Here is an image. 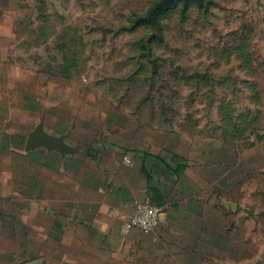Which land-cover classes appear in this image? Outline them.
Wrapping results in <instances>:
<instances>
[{
	"label": "rangeland",
	"instance_id": "obj_1",
	"mask_svg": "<svg viewBox=\"0 0 264 264\" xmlns=\"http://www.w3.org/2000/svg\"><path fill=\"white\" fill-rule=\"evenodd\" d=\"M12 7L0 23V193L21 188L13 174L28 169L27 135L43 113L68 112L70 123H49L95 129L99 138H128L108 124L145 127L136 132L143 138L170 131L226 164L221 193L237 240L227 255L236 260L219 264H264V0ZM37 67L51 73L48 83L33 78ZM30 94L39 108L23 98ZM4 247L13 241L0 238Z\"/></svg>",
	"mask_w": 264,
	"mask_h": 264
},
{
	"label": "crops",
	"instance_id": "obj_2",
	"mask_svg": "<svg viewBox=\"0 0 264 264\" xmlns=\"http://www.w3.org/2000/svg\"><path fill=\"white\" fill-rule=\"evenodd\" d=\"M14 1L0 0V23L11 14ZM51 76L45 67L33 70V78L43 79V84ZM23 98L40 107L35 96ZM48 117L71 122L65 111L43 113L29 133L42 124L45 132L64 137L73 151L24 148L28 169L13 174L21 188L13 195L0 193V238L14 244L0 250V264L236 260L227 255L237 240L228 230L230 211L221 193L226 164L211 157L210 149L188 147L186 137L178 139L170 131L149 129V137L143 138L136 132H145V127L136 131L128 125L105 126L126 132L128 138H99L95 129L72 130V123L54 128ZM124 155L133 159V165L124 161ZM142 201L162 207L157 226L150 233L125 230V221Z\"/></svg>",
	"mask_w": 264,
	"mask_h": 264
},
{
	"label": "built area",
	"instance_id": "obj_3",
	"mask_svg": "<svg viewBox=\"0 0 264 264\" xmlns=\"http://www.w3.org/2000/svg\"><path fill=\"white\" fill-rule=\"evenodd\" d=\"M124 161L133 165V159L124 155ZM163 209L150 201L137 202L133 213L124 223V229L130 230L133 228L139 229L145 233H150L157 226Z\"/></svg>",
	"mask_w": 264,
	"mask_h": 264
},
{
	"label": "water",
	"instance_id": "obj_4",
	"mask_svg": "<svg viewBox=\"0 0 264 264\" xmlns=\"http://www.w3.org/2000/svg\"><path fill=\"white\" fill-rule=\"evenodd\" d=\"M25 147L26 149L44 147L49 150H56L62 154L73 151V148L65 143L64 137L53 136L45 132L42 124L28 134Z\"/></svg>",
	"mask_w": 264,
	"mask_h": 264
},
{
	"label": "trees",
	"instance_id": "obj_5",
	"mask_svg": "<svg viewBox=\"0 0 264 264\" xmlns=\"http://www.w3.org/2000/svg\"><path fill=\"white\" fill-rule=\"evenodd\" d=\"M164 4H165V3H164ZM160 9H161V8L159 7V8L157 9V11H160Z\"/></svg>",
	"mask_w": 264,
	"mask_h": 264
}]
</instances>
